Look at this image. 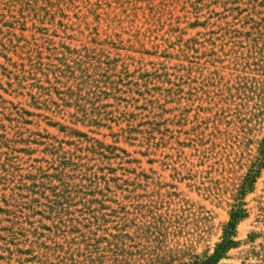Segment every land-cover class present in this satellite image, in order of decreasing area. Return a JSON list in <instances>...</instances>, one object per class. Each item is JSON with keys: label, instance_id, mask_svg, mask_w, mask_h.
I'll use <instances>...</instances> for the list:
<instances>
[{"label": "rangeland", "instance_id": "rangeland-1", "mask_svg": "<svg viewBox=\"0 0 264 264\" xmlns=\"http://www.w3.org/2000/svg\"><path fill=\"white\" fill-rule=\"evenodd\" d=\"M260 2L262 0H237L233 10L228 7L229 10L224 12L218 4L207 1L208 6L201 12L199 20L203 22L210 17L207 30L219 31L221 26L230 22V27L253 33L256 23L264 24V6H259ZM77 4L80 8L67 10L68 17L64 19L60 12L54 21L41 18L42 23L28 17L24 20L25 28L28 29L26 31H22V27L16 24L19 28L14 32L18 35L24 34L27 38L33 35L49 37L54 41L50 43L42 40L45 44L41 49V58L39 59L36 51L32 53V58L35 62H42V69L60 66L64 69L65 76L56 79L55 74L49 70L35 74L20 73V76L35 78L27 81L25 78L23 84L30 86L22 88L16 84V75L8 78L0 68V133H7L13 139L16 138L15 131L25 133L23 137L26 140L29 139L30 131L64 138L57 127L46 124V118L27 116L25 119L33 120L34 123L26 124L10 120L13 104L51 115L29 106L31 93L38 92V87L32 88L31 84L42 83L45 87H51L45 90L49 93L47 104L55 109L60 105L65 108L66 124L95 137L105 145L118 148L112 152L105 151L110 158L95 156L96 161L90 163V166L95 164L93 171L98 176L107 175L106 184L117 192L119 200L124 199L128 203L129 197L140 195L142 203L146 204L143 214H149L152 220L158 218L160 229L158 232L154 231L157 232L154 236L161 241L156 240L151 245L148 243L143 249L153 253L155 259L149 263H180L189 261L193 255L212 253L221 240L224 225L230 219V204L237 200L238 187L255 160L257 144L264 136V85L259 84L262 89L257 93L256 90L248 93V99L246 95H238L231 88L238 86L240 77L245 76V72H248L249 77L261 76H256L257 71L251 73L255 67L251 63L248 65L242 60H239V65L234 63V38L230 34L227 54L221 57L223 63L219 64V75L213 80L214 86L206 89L214 94L198 92L205 90V81L204 76L194 72L187 80L192 81L190 85H184V90L194 92L193 97L190 94H180L181 100L170 98L162 111L156 105H148L149 94L146 92L147 87H143L148 76L143 75H153L156 68H162L161 62L170 67L181 64L178 56L166 59L149 53L154 51V43L163 42L164 34L171 27L169 21L165 27L146 39V48L149 50L147 53H132V50H128L132 45L125 41L132 38L130 34L137 28L147 29L141 14L139 17L134 16V9L131 8L126 13L131 15L128 18L122 15L123 20H118L119 15H112L114 22L98 23L92 17L85 19L83 16L87 9L84 3ZM255 6L258 7L254 8ZM0 7L5 5L0 3ZM121 12L120 10L114 14ZM1 14L6 15L0 16L2 23L13 20L7 9L1 10ZM177 14L183 15L176 12L175 17ZM195 20V13L189 8L181 27H187L188 22ZM33 22L37 23L39 29L46 28L47 31L29 30L33 27ZM2 23L0 29L7 31L8 28L2 27ZM125 30H131L130 34ZM95 32L100 35L97 36ZM198 32H206L205 27L188 31L190 35ZM257 32L258 29H255L253 36ZM107 36L108 41L102 44L101 41ZM110 41L117 42L123 49H111L107 45ZM29 48L21 50L18 47L15 52L7 53V56L12 58V62L28 64ZM163 48L165 46L161 49ZM128 54L131 57L128 58ZM114 57L121 60L114 62ZM262 58L264 59V54ZM0 65L7 66L6 57H0ZM29 65L25 67L26 70ZM12 69L16 68L12 66ZM170 72L174 70L170 69ZM261 78L264 80V76ZM172 81L175 83L179 79L175 77ZM211 97H214L212 105ZM210 108H213L211 113L206 110ZM63 112L56 114L54 120L63 122ZM216 113H221L220 119L216 117ZM210 114L215 115V118L211 123L205 124V118ZM73 121L77 123H72ZM150 123H153L152 127H148ZM154 127H157V131H153V139H150L149 145L146 139L149 134L144 131ZM195 139L199 142L197 148L193 142ZM30 149L35 163L45 166L48 164L47 161L42 162L43 146L33 144ZM110 176L113 179H109ZM126 182L133 183L129 188H135L136 191H123L127 187ZM243 202L248 212L247 217L239 222L235 234L238 244L229 251V257L224 261L233 264H264V168L254 189L245 196ZM150 210L154 213L150 214ZM143 218L150 221L144 215ZM159 251L161 258H156L155 254ZM165 252H168L166 256Z\"/></svg>", "mask_w": 264, "mask_h": 264}, {"label": "trees", "instance_id": "trees-1", "mask_svg": "<svg viewBox=\"0 0 264 264\" xmlns=\"http://www.w3.org/2000/svg\"><path fill=\"white\" fill-rule=\"evenodd\" d=\"M207 1L218 4L226 12L229 8L233 10L237 0H3V2L0 0V3L5 5L3 8L0 7V16L6 17L1 14V10L7 9L13 19L11 22L7 20L3 23L0 20L2 27L8 28L7 31L0 29V57H6L7 60V66L0 65V68L8 78L13 74L16 75L18 79L16 84L22 88H29L30 85L23 84L26 76H20V73L35 74L49 70L55 74L56 79L64 77V69L60 66L42 69V62H35L32 58L34 51L39 54V59L41 58V49L45 44L41 41L52 43L54 41L51 38L35 35L27 38L24 34H16L14 30L19 28L16 24L22 27V31L28 30L24 22L28 17L42 23L41 18L54 21L60 12L64 19L68 17L67 10L80 8L77 3L83 2L87 9L83 17L85 19L92 17L93 21L98 23L114 22L112 15L115 17L119 15L118 20H123L122 15L128 18L131 15L126 13L131 8L134 9V16L142 15L144 24L147 26L146 30L137 28L133 34H130L131 30H125L132 36L125 41L132 45L128 48L132 50V53L141 52L143 55L147 53L149 50L146 48L148 43L146 39L154 35L155 31L165 27L169 21L171 27L164 34L163 42L154 43L152 45L154 51L149 53L166 59L178 56L181 64L170 67L161 62L162 68H156L153 75H143V77L148 76L143 84V87H147L146 92L149 94L148 105H156V108L162 111L170 98L181 100L185 94L193 97L194 92L184 90V85H190L192 81L187 80L194 72L204 76L205 90L198 92L214 94L213 91H206V89L214 86L213 80L216 75H219V64L223 63L221 57L227 54L226 46L230 41L228 38L230 34L234 38L232 47L234 63L239 65V60L243 63H251L255 66L251 73L257 71L256 76H264V59L262 58L264 24L256 23L253 33L230 27V22L221 26L219 31L207 30L210 17L203 22L199 20L201 12L208 6ZM262 4L264 6V0L259 6ZM256 7L258 6L254 8ZM189 8L195 13L196 20L188 22L187 27H181ZM120 10L122 11L120 14H114ZM79 11L84 12V10ZM176 12L183 15L177 14L175 17ZM33 23V27L29 30L47 31L46 28L39 29L36 22ZM59 23L63 24V21ZM198 27H205L206 32H198L195 35L188 33L189 29ZM255 29H258V32L256 36H253ZM95 33L97 36L100 35L99 32ZM188 35L189 37H186ZM108 38L109 36L101 43L105 44ZM122 42H120L121 45ZM107 45H110L111 49H123L115 41H110ZM135 46L138 47L135 48ZM163 46L165 48L161 49ZM18 47L21 50L33 48L31 50L29 48L27 52L28 64H30L28 70L25 69L28 64L12 62V58L7 56V53L15 52ZM118 55L121 57L120 54ZM128 55V58L131 57L130 54ZM113 59L114 62L121 60L118 57ZM12 66L16 69H12ZM170 69L174 72L171 73ZM247 73L240 77L238 86H234L231 90L235 89L238 95H246L248 99L250 97L248 93L255 90L257 93L262 89L259 84L264 85V80L261 77H249ZM175 77L179 81L174 83L172 78ZM29 79L35 78L28 77L26 81ZM48 83L51 84V81L48 80ZM167 84L173 87L165 86ZM31 86L38 87V92L31 93L29 106L47 111L51 115H44L10 102L14 106L10 120L26 124L34 123L33 120H26L27 116L43 117L46 118V124L57 127L64 138L58 139L55 135L30 131L29 139L26 140L23 137L25 133L15 131L16 138L13 139L7 133H0V264H150L149 262L155 259L153 253L143 249L148 243L151 245L156 240L161 241L154 236L160 229L158 218L152 220L149 214H143L146 204L142 203L140 195L129 197L128 203L124 199L119 200L117 192L108 188L106 184L107 175L98 176L97 172L93 171L95 164L90 166L91 162L96 161L95 156L110 158L105 151L112 152L118 148L105 145L95 137L66 124L65 108H61L60 105L55 109L49 103L47 104L49 93L45 90L51 87H45L42 83H34ZM211 101L210 105L214 104V97H211ZM53 104L57 103L53 102ZM206 110H209V113L213 112V108ZM62 111L64 112L61 119L64 121L54 120L56 114ZM220 114L216 113L218 119ZM213 118L215 115L210 114L205 118V124L211 123ZM152 125L153 123H150L148 127ZM153 131H157V127L144 131L149 134L146 137L149 145H151L150 139H153L151 136ZM193 142L197 148L198 139ZM33 144L43 146L42 162L47 161L46 166L34 162L33 151L30 149ZM263 168L264 136L257 144L255 160L238 187L237 200L230 204V219L224 225L223 235L220 242L215 245L214 251L193 255L186 262H170L169 264H233L224 260L229 257V251L237 246L238 241L235 240L237 226L247 217L248 212L243 199L254 189ZM102 170L103 168L100 171ZM109 179L113 178L110 176ZM125 185L127 187L122 189L123 191L128 193L136 191L135 188H129L134 185L133 183L126 182ZM149 212L154 213L153 210ZM143 215L150 221L144 220ZM167 253L165 252L164 255L166 256ZM155 255L156 258H161L160 251Z\"/></svg>", "mask_w": 264, "mask_h": 264}]
</instances>
